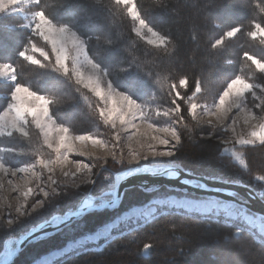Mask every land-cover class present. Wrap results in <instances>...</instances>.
I'll use <instances>...</instances> for the list:
<instances>
[{"label": "trees", "instance_id": "1", "mask_svg": "<svg viewBox=\"0 0 264 264\" xmlns=\"http://www.w3.org/2000/svg\"><path fill=\"white\" fill-rule=\"evenodd\" d=\"M44 2L54 22L69 23L81 35L92 37L89 54H99L103 63H110L115 85L141 99L149 108L171 107L168 88L172 82L177 84V91L185 96L180 103L188 126L181 129L182 143L176 156L169 159L171 163L181 165L192 174L241 182L255 189L264 199V181L259 180L264 176V145L236 146L243 153L247 165L242 166L224 152L222 139L230 135L228 132L225 135L223 127L217 126L219 138H203L207 136L209 127L197 126L186 111L187 97L192 95L195 78L200 79L203 89L197 97L201 105L209 103L225 85L226 79L235 74L244 75L249 83L264 88V73L258 71L251 61L243 59V53L248 52L264 60V44L260 43V38L253 39L247 35L252 30V20L264 24V12L257 6H264V0H135L142 17L171 38L167 52L154 49L144 38L132 32L133 22L122 10L115 14L109 12L111 0ZM30 8L31 5L28 10ZM21 24H25L22 15L0 13V63L14 64L21 82L28 84L33 91L55 98L57 102L51 108L56 119L65 122L74 134H90L111 141L113 130L99 120L72 83L50 69L39 68L18 57V51L32 35L28 29L19 27ZM237 24L243 25L241 32L233 38H226L220 50L211 49L215 39ZM35 39L38 47H45L51 54L50 45L40 37ZM109 40L112 44L108 43ZM31 54L43 59L39 52ZM129 62L138 67L129 72L122 71ZM148 73L150 77L146 75ZM184 75L190 77L187 89L179 86V79ZM9 84L10 81H0V110L7 100ZM84 92L95 100L86 90ZM253 111L262 115L258 109ZM150 122L170 123L167 117L162 116L154 117ZM31 133L30 140L19 133L0 136V159L5 165L16 168L35 163L42 138L34 127ZM97 158L87 157L93 164L95 187L81 184L79 188L72 189L70 195L58 201L61 212L90 191L98 192L105 186L103 177H114L120 170V165L111 158L107 163ZM170 195L203 199L166 187L155 192L133 187L124 193L121 207L112 210L109 216L114 219L129 209L149 205L158 196ZM153 207L155 212L149 211L145 217L114 229L107 240L76 245L71 251L67 248V254L63 252L41 264H264V235L246 222L219 211L177 208L168 204H155ZM47 216L48 212L42 211L31 218H22V223L12 231L0 227V253L5 240L20 236ZM107 219L109 217L89 219L87 229L97 230L101 221ZM81 236L79 229H64L26 247L13 264H35L53 252L65 249ZM145 244L152 245L147 252L143 251Z\"/></svg>", "mask_w": 264, "mask_h": 264}, {"label": "snow or ice", "instance_id": "2", "mask_svg": "<svg viewBox=\"0 0 264 264\" xmlns=\"http://www.w3.org/2000/svg\"><path fill=\"white\" fill-rule=\"evenodd\" d=\"M30 4L31 8L25 12L27 24H21L19 27L28 29L32 35L27 37V42L18 51V57L32 65L42 69H50L52 72L66 78V80L75 86L82 99L88 104L89 108L94 111L105 125H109L113 130L112 140L97 138L90 134L76 135L65 122H59L51 105L56 103L55 98H49L46 95L33 91L32 88L18 79L16 66L12 63H0V78H6L10 81L7 87V100L2 110H0V136H12L19 133L25 139H31V129L34 127L37 134L42 138L40 150L37 152V159L33 164H27L19 169L6 167L0 159V172L5 177L16 176L17 172H31L35 178V187L26 186L22 196L24 204L17 207V215L3 219V213H0V227L6 231H12L22 223V218L28 219L38 212L46 211L48 216L34 225L22 238H10L3 244V252L0 253V264H13V258L24 245L25 241H38L41 238L49 236L48 229L61 231L63 229H79L82 232L81 239L74 241V244L82 246L90 242H98L101 239L107 240L111 237L114 229L126 225L134 216L146 215L136 208L129 209L128 212L110 218L112 210L121 207L124 194L120 191L121 184L133 174L140 173L143 165L141 162L157 160L162 158H173L179 151L182 143V128L188 125L185 123V115L182 114L181 101L185 96L177 91V84L172 82L169 85L167 96L169 103L172 105L168 108H149L141 99L134 98L129 91H122L115 85L113 71L110 63H103L99 54H89V42L91 36L81 35L69 23L54 22L47 11V5L44 0H0V13L14 14L24 12L25 10L18 5ZM261 12H264V6L257 5ZM115 14L122 10L129 16L133 22L131 29L137 36L146 38V43L154 49L162 52L168 51L171 44V38L156 30L151 23L142 17L135 0H111L107 9ZM100 15H103L101 11ZM252 30L247 35L253 39L260 38V43L264 44V24L251 21ZM243 25L237 24L228 28L210 47L213 50H220L226 41V38H233L241 32ZM103 28V25H101ZM35 37H40L50 45L51 54L45 50V47H38ZM112 44V41H108ZM39 52L43 59H37L31 53ZM243 59L251 61L256 69L264 73V60L258 59L248 52L243 53ZM134 67H138L132 62L127 67L121 69L129 72ZM150 77V73L146 74ZM190 77L184 75L179 79V86L188 88ZM192 83L194 90L192 95L187 97V114L196 121L197 126L207 125L209 131L203 138H219L216 133L217 126L224 127L231 132V140L225 141L232 143L233 147L239 145L254 146L257 143L264 145V88H261L258 94L256 89L260 86L249 83L244 75L235 74L225 81L221 90L212 97L209 103L201 105L197 102V97L203 92L201 81L195 78ZM87 91L94 97L93 101ZM251 97V98H250ZM252 109H258L261 116H257ZM237 115H231L233 111ZM203 113L207 119H197V112ZM246 112L247 117L244 124L248 126V132L237 133L236 126L239 123L237 116L240 112ZM167 117L169 124L158 127L152 123L154 117ZM231 121L229 124L228 121ZM117 121L121 129L130 132L128 140L131 141L140 132L139 124L146 123L149 129L155 132L166 133L165 136L153 135L151 141L158 142L159 145L165 146L163 150H158L155 144L148 143L147 153L132 150L130 159L123 158V152L119 159L116 156V149L121 141L120 131L117 130ZM253 121H258L253 123ZM71 133V134H70ZM227 131L225 132V135ZM76 141H91L93 145H99L101 148L108 149L104 157L97 159L111 158L113 162L120 165V170L112 175L104 176L105 186L98 192H89L75 202L68 205L67 210L61 212L58 201L71 194L72 189L79 188L81 184H91L95 187L97 181L86 177L87 173L92 172V165L85 164L79 160L73 161L75 170H65V165L69 161V153L73 152ZM140 143V141H137ZM144 147V144H140ZM131 149V144H129ZM46 153V155H45ZM235 160L241 165L247 167L242 152H233ZM37 165L40 171H35ZM56 166L60 167L61 176H56ZM103 166V165H101ZM148 175H167L178 176L180 170L178 166L174 167L172 163L166 166L145 170ZM45 173H47L45 177ZM259 180L264 181V176ZM9 184L13 182L8 181ZM30 183L26 180V185ZM4 186V179L0 178V188ZM198 187L204 185L197 182ZM20 186L16 185L13 191H19ZM31 198V200L29 199ZM166 207V205H160ZM174 207L183 208L185 205L176 204ZM207 211L217 208V205H205ZM156 209H153L155 212ZM231 215V213H228ZM109 217L101 221V227L97 230L87 229V222L92 218ZM152 245L145 244L143 251L147 252ZM69 248L67 251H71ZM63 254H67L64 252ZM51 264V262H46Z\"/></svg>", "mask_w": 264, "mask_h": 264}, {"label": "rangeland", "instance_id": "3", "mask_svg": "<svg viewBox=\"0 0 264 264\" xmlns=\"http://www.w3.org/2000/svg\"><path fill=\"white\" fill-rule=\"evenodd\" d=\"M29 5L30 4L18 5V7H22L25 11L24 12L18 11L16 13L22 15L25 18V12L28 10ZM27 23H29V21L27 19H25V24H27ZM144 39L146 40V38H144ZM0 81H8V80L6 78H0ZM255 85H258V84H255ZM258 86H260V87H258L256 89V91L259 94L261 91V88H263V87L261 85H258ZM252 111H253V109H252ZM231 115H234V116L237 115L236 111L234 110ZM256 115L258 117L261 116L258 114H256ZM246 117H247V113L243 112V111L240 112L239 115L237 116V119L239 121V123L236 126L237 133L243 132L246 134L248 132V130H249L248 126H246L244 124V120ZM201 118L207 119V117L204 116L202 112L198 111L197 112V119H201ZM257 122L258 121H253V123H257ZM228 123L230 124L231 121L229 120ZM138 124H139V128H140V132L137 134V137H134L131 141H129L128 136L130 135V132L125 131L124 129H121L119 126V121H117V130H119L120 134H121V141L119 143L118 148L116 149V156L118 159L121 156V152H123V158L125 160L130 159V153L132 150L140 151L141 153H147L148 152V148H147L148 143L155 144V146L157 147L158 150H163L165 148V146L159 145L158 142L151 141L150 137L153 135L165 136L166 133L155 132L152 129H149L146 123L138 122ZM166 125L157 124L158 127H163ZM226 131L229 133L230 137L222 139V142L224 143V152L227 154H230L232 156V158L235 160L232 153L233 152H240L236 149V146H239V145H236L235 147H233L232 143H230V142L226 143L225 142L226 140L227 141L231 140L230 130H226ZM138 140L140 141V143L137 142ZM141 143L144 144V147L140 146ZM129 144H131V149L129 148ZM106 151H108V149L101 148L99 145H93L91 141H87V142L76 141L74 144L73 152L69 153V161L64 166L65 170H73L74 171L75 170V164L73 163V161H77V160H79L85 164H90L93 166V164L91 163L90 160H89L90 161V163H89V161L87 160V157H88V159L90 157H104ZM235 161L237 163H239L237 160H235ZM141 163L142 164H165V163H170V161H169V158H162V159H157V160H151L150 159L147 162H141ZM5 166L9 167L7 165H5ZM22 167H24V166L16 167V168L10 167V168L15 170V169H19ZM35 171H37V172L40 171L39 165H37ZM46 175H47V173H45V177H46ZM56 176L57 177L61 176L59 166H56ZM86 177H90L92 179L93 167H92V172L87 173ZM0 178L4 179V186H3V188H0V213H3V219L6 221V219L10 218V216L17 215V213L15 212V209L24 204V199H23L22 193H23V191L26 190V186L35 187V178L32 176L31 172H27V173L17 172L15 177H13L11 175H8L7 177H5V174L3 172H0ZM9 180H11L13 183L9 184L8 183ZM26 180L30 182L27 185H26ZM16 185L20 186L19 191H13V188ZM29 199L31 200V198H29ZM155 204H168L169 206H174L176 204H183V205H185V207H183V208H191V209L196 208L200 211H207L204 207L205 205H210V204L217 205L218 207L212 209V211H219L220 214L225 213V214H223L225 216L228 215V216H232V218H234V219H240V220L246 222L249 226L256 228L261 234L264 235V219L263 218L252 214L251 212L247 211L244 208L235 207L234 205L227 203V202L223 203V202H218V201L211 200V199H204V198L203 199H194V198H189V197H185V196L170 195V196H164V197L158 196V197L154 198L149 205L144 206V207H136V209H138L139 211H141L147 215L149 213V211L153 212V209H155V207H153V205H155ZM229 212L231 213V215L228 214ZM213 214H218V213H213ZM146 215L134 216L132 218V222H135V221H137V219H141V218L145 217ZM129 222H131V221H129ZM75 246H76V244H74V242H71V243H69V245L65 249L53 252L51 255L44 257L43 259H41L40 261H38L35 264H41L44 261H48L51 258H53L55 256H59L60 254L65 252V250L67 248H73Z\"/></svg>", "mask_w": 264, "mask_h": 264}, {"label": "water", "instance_id": "4", "mask_svg": "<svg viewBox=\"0 0 264 264\" xmlns=\"http://www.w3.org/2000/svg\"><path fill=\"white\" fill-rule=\"evenodd\" d=\"M166 164L167 163L143 164V168L140 173L133 174L121 184L120 191L124 194L126 190L133 187H138L145 192H155L162 187H166L169 190L191 193L204 199H211L215 201L239 205L252 214L264 219V199L261 198V196L255 189L246 184L192 174L185 170L181 165L174 163H172L173 166H178L180 170V175L178 176L148 175L145 171L153 168L164 167L166 166ZM197 182L204 185V187H198ZM61 231L48 229L49 236L57 234ZM24 233H22L18 237L13 238H22ZM38 241H25L22 248L17 249L18 253L16 257L13 258V263L19 256L20 252H22L29 245L34 244Z\"/></svg>", "mask_w": 264, "mask_h": 264}, {"label": "bare ground", "instance_id": "5", "mask_svg": "<svg viewBox=\"0 0 264 264\" xmlns=\"http://www.w3.org/2000/svg\"><path fill=\"white\" fill-rule=\"evenodd\" d=\"M143 165V164H142Z\"/></svg>", "mask_w": 264, "mask_h": 264}]
</instances>
